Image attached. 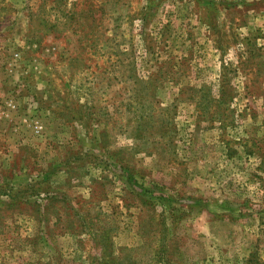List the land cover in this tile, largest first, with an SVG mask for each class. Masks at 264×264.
I'll return each instance as SVG.
<instances>
[{
  "label": "rangeland",
  "instance_id": "rangeland-1",
  "mask_svg": "<svg viewBox=\"0 0 264 264\" xmlns=\"http://www.w3.org/2000/svg\"><path fill=\"white\" fill-rule=\"evenodd\" d=\"M264 264V0H0V264Z\"/></svg>",
  "mask_w": 264,
  "mask_h": 264
},
{
  "label": "trees",
  "instance_id": "trees-1",
  "mask_svg": "<svg viewBox=\"0 0 264 264\" xmlns=\"http://www.w3.org/2000/svg\"><path fill=\"white\" fill-rule=\"evenodd\" d=\"M253 259H251L250 261H249V264H262V262H260V261H256V260H254V261H252Z\"/></svg>",
  "mask_w": 264,
  "mask_h": 264
}]
</instances>
